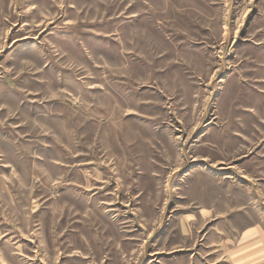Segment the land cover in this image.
<instances>
[{
    "label": "rangeland",
    "instance_id": "1",
    "mask_svg": "<svg viewBox=\"0 0 264 264\" xmlns=\"http://www.w3.org/2000/svg\"><path fill=\"white\" fill-rule=\"evenodd\" d=\"M247 234L264 0H0V264H230Z\"/></svg>",
    "mask_w": 264,
    "mask_h": 264
},
{
    "label": "crops",
    "instance_id": "2",
    "mask_svg": "<svg viewBox=\"0 0 264 264\" xmlns=\"http://www.w3.org/2000/svg\"><path fill=\"white\" fill-rule=\"evenodd\" d=\"M262 236H255L253 234H247L240 236L239 240V246H237L236 249H232L228 256L232 254V256H229L231 261L230 264H247L248 262H253L254 261V255H258V260L260 263H264V245L260 248L257 253H254V243L255 242H262L264 244V239H262ZM240 255L243 254L244 256L241 259H238L234 257V255ZM251 255V258L249 259L248 256Z\"/></svg>",
    "mask_w": 264,
    "mask_h": 264
}]
</instances>
